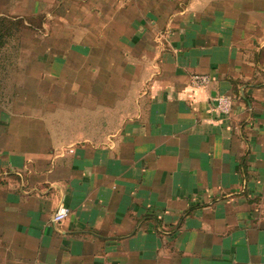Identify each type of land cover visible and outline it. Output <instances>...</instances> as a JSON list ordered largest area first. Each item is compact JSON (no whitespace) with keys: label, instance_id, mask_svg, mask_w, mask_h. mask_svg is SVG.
Masks as SVG:
<instances>
[{"label":"crops","instance_id":"crops-1","mask_svg":"<svg viewBox=\"0 0 264 264\" xmlns=\"http://www.w3.org/2000/svg\"><path fill=\"white\" fill-rule=\"evenodd\" d=\"M20 1L0 264H264V0Z\"/></svg>","mask_w":264,"mask_h":264},{"label":"rangeland","instance_id":"rangeland-1","mask_svg":"<svg viewBox=\"0 0 264 264\" xmlns=\"http://www.w3.org/2000/svg\"><path fill=\"white\" fill-rule=\"evenodd\" d=\"M23 17L27 18L22 9V1L0 0V53H9L14 56V59L0 61L2 63L7 62L5 67L13 66L16 68H22L28 64L31 66L30 61H23V59L19 57L20 53L23 54L24 52L39 51L40 47H44V44H33L34 42L31 35L22 27ZM11 18H15L17 21H13ZM18 19H20V21ZM38 19V16H36V23H38ZM7 79H10V82L14 81L15 83L21 81L19 80V76H5L0 77V83Z\"/></svg>","mask_w":264,"mask_h":264},{"label":"built area","instance_id":"built-area-1","mask_svg":"<svg viewBox=\"0 0 264 264\" xmlns=\"http://www.w3.org/2000/svg\"><path fill=\"white\" fill-rule=\"evenodd\" d=\"M211 81L207 75L195 74L190 78V86L196 90L206 91ZM214 111L220 115H228L231 111V99L223 94L214 98ZM68 214L69 210L62 206L54 213L52 222L59 224L67 218Z\"/></svg>","mask_w":264,"mask_h":264}]
</instances>
